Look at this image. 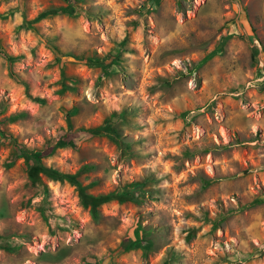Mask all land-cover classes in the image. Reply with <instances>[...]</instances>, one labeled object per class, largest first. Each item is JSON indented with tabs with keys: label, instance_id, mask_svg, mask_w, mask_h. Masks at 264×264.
<instances>
[{
	"label": "rangeland",
	"instance_id": "rangeland-1",
	"mask_svg": "<svg viewBox=\"0 0 264 264\" xmlns=\"http://www.w3.org/2000/svg\"><path fill=\"white\" fill-rule=\"evenodd\" d=\"M0 52V264H264V0H0Z\"/></svg>",
	"mask_w": 264,
	"mask_h": 264
},
{
	"label": "trees",
	"instance_id": "trees-1",
	"mask_svg": "<svg viewBox=\"0 0 264 264\" xmlns=\"http://www.w3.org/2000/svg\"><path fill=\"white\" fill-rule=\"evenodd\" d=\"M161 2V0H154V4L158 5ZM56 10H47L42 13H40L37 17V19L44 18L48 15H53L56 14ZM1 55L9 62H12L14 59L12 57H9L5 55L4 53L0 52ZM215 56V52L209 53L207 56H205L202 61L196 65V69L201 68L204 64H206L209 60H211ZM71 59H75L74 57H70ZM119 58V54L115 53V55L110 54L106 55L102 58H96L93 60H86L84 61L83 59L76 58L75 60L85 62L88 66L90 67H95V66H101L104 73L106 72V67L107 65H114L116 63V60ZM107 124L102 125L101 127L97 129H93L89 131L90 133H96V134H103L108 130ZM0 138L5 141H9L10 137L5 135L3 130L0 128ZM65 143H60V146H63ZM16 146V145H13ZM17 149L18 155L24 158L25 165H26V173H27V178L30 182V184L35 187L38 190L39 195L41 196V201L40 205L37 207L39 212H43V207L41 206L42 203L46 202V198L49 194L47 186L44 184L41 178V174H46L47 176L62 180V181H67L71 184H75L78 188L79 192V198L84 207L89 208V211L91 214H96L98 207L101 205H104L106 203H109L111 201H117L118 203H123L126 201H129L132 198V195L127 189L122 190V192H113L110 194L106 195H88L84 189L75 181L74 177L71 175H66L62 173H57L54 170L47 169L45 168L39 161L40 155L37 152H30L28 150H25L23 148H20L18 146L15 147ZM132 246H134V241L131 236H129L125 241L122 242L120 246V251L121 252H127ZM0 248H7L4 245H1Z\"/></svg>",
	"mask_w": 264,
	"mask_h": 264
}]
</instances>
